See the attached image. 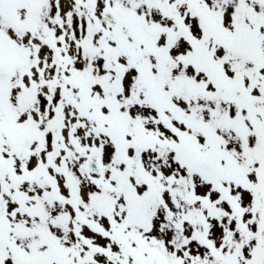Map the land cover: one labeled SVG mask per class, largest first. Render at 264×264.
<instances>
[{
    "label": "snow or ice",
    "instance_id": "6c2138e0",
    "mask_svg": "<svg viewBox=\"0 0 264 264\" xmlns=\"http://www.w3.org/2000/svg\"><path fill=\"white\" fill-rule=\"evenodd\" d=\"M0 264H264V0H0Z\"/></svg>",
    "mask_w": 264,
    "mask_h": 264
}]
</instances>
